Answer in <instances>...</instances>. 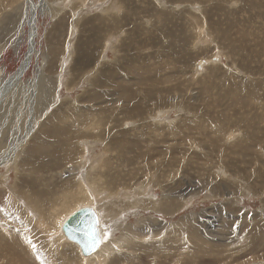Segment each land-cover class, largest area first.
<instances>
[{"label":"rangeland","instance_id":"obj_1","mask_svg":"<svg viewBox=\"0 0 264 264\" xmlns=\"http://www.w3.org/2000/svg\"><path fill=\"white\" fill-rule=\"evenodd\" d=\"M25 1L0 2V126H10L0 192L13 193L18 172L40 201H0V264H264V191L249 188L264 172V0H45L47 14L30 0L27 21ZM28 22L33 54L19 87L10 79L29 50ZM47 80L54 91L31 90ZM30 113L35 133L55 117L71 134L117 141H86L67 165V155L41 156L33 177V160L6 157ZM69 144L58 143L62 153ZM84 206L108 246L91 262L60 229Z\"/></svg>","mask_w":264,"mask_h":264},{"label":"bare ground","instance_id":"obj_2","mask_svg":"<svg viewBox=\"0 0 264 264\" xmlns=\"http://www.w3.org/2000/svg\"><path fill=\"white\" fill-rule=\"evenodd\" d=\"M2 1L3 0H0V2L2 3ZM29 1L30 0H26L25 1V8H24V11H25V21H27V16L29 15V13H30V11L31 10H33L32 9V6H34V5H31V1H30V3H29ZM46 1L45 0H42L40 3H41V5H40V7H41V12H42V10H43V14H47V12H45L46 10H47V7L45 6L47 3H45ZM17 3V2H16ZM15 5V4H14ZM1 6V5H0ZM16 6V5H15ZM14 6V7H15ZM19 6V5H18ZM9 9V8H8ZM16 11V10H15ZM18 11V10H17ZM50 11V10H49ZM51 12V11H50ZM50 15V14H49ZM51 16V15H50ZM62 19V18H61ZM64 20V19H63ZM91 20V19H90ZM12 22H13V20H12ZM59 22H60V20H59ZM62 22V21H61ZM86 22V21H85ZM63 23V22H62ZM82 23H84V22H82ZM28 24V26L30 27V37H29V50H28V53H27V55H26V57H25V59H24V63H23V65H22V67H21V70H20V72H18V73H16L15 74V76L14 77H12L11 79H10V82H12V83H17V85L19 84L20 85V83L19 82H21V72H22V70H25V68L27 67V64H29V62H31V59H32V54H33V47H32V40H33V38H34V36H35V31H34V29H33V23L32 22H28L27 23ZM21 29V28H20ZM203 65V64H202ZM201 65V66H202ZM200 69V68H199ZM137 79V78H136ZM7 83V82H6ZM22 83V82H21ZM69 83V82H68ZM9 84V83H8ZM18 85V86H19ZM35 86V87H34ZM20 87V86H19ZM24 87V86H23ZM55 87V85H54V83H53V81H49V80H47V81H42V83L41 84H39L38 83V81H37V83H35L34 82V84H33V88L31 89L34 93H36L37 92V94H38V92L41 90V88H43V89H46V91L47 90H52V91H54V89L56 88H54ZM30 88V87H29ZM49 88V89H48ZM70 88V87H69ZM68 88V89H69ZM14 89H15V87H14ZM40 89V90H39ZM18 90H19V88H18ZM30 90V91H31ZM43 91V90H42ZM45 91V90H44ZM45 91V92H46ZM116 91V90H115ZM5 92V91H4ZM12 92V91H11ZM40 93V92H39ZM46 93H49V91L48 92H46ZM112 93V92H111ZM6 95V94H5ZM32 95V94H31ZM45 95V94H44ZM112 95V94H111ZM34 96V95H33ZM33 96H31V97H33ZM114 96V95H113ZM38 97V96H37ZM34 98H36V97H34ZM42 98V97H41ZM51 98V97H50ZM94 98V97H93ZM127 98V97H126ZM2 99V98H1ZM26 99V98H25ZM32 99V98H31ZM39 99H40V97H39ZM39 99H37L36 98V101L37 100H39ZM44 99V98H43ZM114 99H116V98H114ZM4 100V99H3ZM33 100V99H32ZM35 100V99H34ZM42 99H40V101H41ZM46 100V99H45ZM48 100V99H47ZM97 100V99H96ZM31 101V100H30ZM98 101V100H97ZM1 102H4V101H1ZM27 103V102H26ZM29 103V102H28ZM38 103H40L39 101H38ZM36 105H37V103H36ZM16 106V105H15ZM19 107V106H18ZM16 108V107H15ZM102 108H104V107H102ZM93 110V109H92ZM104 110V109H103ZM121 110V109H120ZM32 111V110H31ZM97 111H98V109H97ZM17 112V111H16ZM25 112V111H24ZM28 112V111H27ZM99 112H100V110H99ZM32 113V112H31ZM31 113L29 114V118H28V121H26V124L25 125H23V126H19L20 128L17 130V135H16V139L14 140L15 141V143H14V145H13V147L10 149V150H8L9 151V154L6 156L7 157V159H8V162L12 159V155H15V152L16 151H18L19 153L18 154H20L19 156L20 157H22V160L23 161H25V162H27V163H29V161L30 160H33L34 161V163H29V164H26V165H28V167H29V171L31 172V174H32V176L34 177L35 175H36V173H37V171H38V168H39V163H40V161L44 158V157H41V156H46V157H50L51 159H52V155L55 157V156H57L56 154L57 153H59V154H63V155H67L66 157L67 158H65V164L64 165H67L68 163H70V162H72V160H75V159H72V157H74V155H82L84 152H85V142L86 141H89V140H93V141H101L102 143H104L106 146L109 144V142L111 141V140H109V138H104L103 137V135L102 134H98L97 136L96 135H90V134H88L87 136H85L84 137V134L85 133H79V130H77V131H75V129L73 128L74 127V125H73V130H74V132L72 131V133L73 134H71L69 131V126L67 127H65V126H61V125H59V124H57V122L55 123V121H54V118H49V119H46L47 120V122L46 123H44L43 125H42V128L39 130V132L37 133H35V130H33L34 129V126H35V123L38 121V116H33V115H31ZM43 113V112H42ZM83 113V112H82ZM105 114H106V112H105ZM142 114V113H141ZM154 114V113H153ZM14 115V114H13ZM22 115H24V113L22 114ZM65 115V114H64ZM77 115V114H76ZM76 115H73V116H75V117H77ZM82 115V114H81ZM91 115V114H90ZM109 115V114H108ZM3 116V115H2ZM60 116V115H59ZM79 116V115H78ZM105 116V115H104ZM107 116V115H106ZM112 116V115H111ZM139 116V115H138ZM23 117V116H22ZM25 117H27L26 115H25ZM57 117V116H56ZM65 117V116H64ZM89 117V116H88ZM142 117V116H141ZM58 118V117H57ZM67 118V117H66ZM91 118V117H90ZM93 118V117H92ZM91 118V119H92ZM98 118H100V117H98ZM5 119V118H4ZM68 119V118H67ZM89 119V118H88ZM102 119V118H101ZM108 119H110V118H108ZM1 120V119H0ZM59 120V119H58ZM60 121V120H59ZM58 121V122H59ZM68 121H69V119H68ZM80 121V120H79ZM86 121V120H85ZM91 121V120H90ZM96 121V120H95ZM98 121H99V119H98ZM108 121V120H107ZM23 122V121H22ZM67 122V121H66ZM70 122V121H69ZM72 122H73V120H72ZM72 122H70V123H72ZM75 122V121H74ZM84 122V121H83ZM106 122V121H105ZM105 122H103V123H105ZM9 123V122H8ZM7 123V124H8ZM64 123V122H63ZM69 123V124H70ZM86 123V122H85ZM61 124V123H60ZM74 124V123H73ZM78 124V123H77ZM93 124V123H92ZM20 125V124H19ZM22 125V124H21ZM64 125V124H63ZM68 125V124H67ZM79 125V124H78ZM71 126V125H70ZM87 126L88 127H90V124L88 125L87 124ZM86 126V127H87ZM8 127H10V126H7V125H3V126H0V146H2V147H5L4 145H5V143H8V142H5V139L3 138V137H7L8 138V136H7V131L9 130V129H7ZM79 127V126H78ZM83 127H84V125H83ZM87 127V128H88ZM13 128V127H12ZM80 128V127H79ZM78 129V128H77ZM14 130V129H13ZM88 130V129H87ZM82 131H83V129H82ZM85 131V130H84ZM86 132V131H85ZM232 132V131H231ZM131 133V132H130ZM13 134V135H14ZM111 134V133H110ZM109 134V135H110ZM115 135V134H114ZM113 136V135H112ZM13 138H14V136H12ZM72 138V139H71ZM50 139H51V141H50ZM115 140H116V138H114ZM7 140V139H6ZM9 140V139H8ZM61 140H65V141H68L69 143H71V144H69V152L68 153H62L61 152V149H60V146L58 145V143H61ZM114 140V141H115ZM48 141H50V143L48 142ZM113 140L111 141V142H114ZM117 141V140H116ZM110 142V143H111ZM67 143V142H66ZM112 144V143H111ZM110 144V145H111ZM202 145V144H201ZM63 146V145H62ZM61 146V147H62ZM110 147V146H109ZM108 147V148H109ZM112 147V146H111ZM122 147V146H121ZM7 148V147H6ZM65 150V149H64ZM67 150V149H66ZM3 152V151H2ZM5 152V151H4ZM66 152V151H65ZM6 153H8V152H6ZM17 153V152H16ZM139 153V152H138ZM141 154V153H140ZM162 154H164V153H162ZM245 155V154H244ZM16 156V155H15ZM243 156V155H242ZM5 157V158H6ZM60 157V156H59ZM159 157V156H158ZM161 157V156H160ZM58 158V157H57ZM78 158V157H77ZM112 158V157H111ZM120 158V157H119ZM118 158V159H119ZM162 158V157H161ZM244 158H248V157H244ZM49 159V158H48ZM163 159H165V158H163ZM61 160V159H60ZM110 160V159H109ZM171 160V159H170ZM230 160V159H229ZM55 161V160H54ZM172 161V160H171ZM238 161H239V163H242V164H244V165H246V164H248V161H245V160H243L242 158H241V160H239L238 159ZM45 162H47L46 160H45ZM62 162V161H61ZM251 163V162H250ZM32 164V165H31ZM165 164V163H164ZM173 164V163H172ZM49 165H51V167H52V165H54V164H52V163H49ZM168 165V164H167ZM25 166V165H24ZM48 166V165H47ZM42 168V167H41ZM74 169V168H73ZM41 170H43V169H41ZM240 170V169H239ZM111 171V170H110ZM120 171V170H119ZM228 171H229V169H228ZM43 172V171H42ZM30 174V175H31ZM73 175V174H72ZM75 175V174H74ZM106 175V174H105ZM16 178H15V182H14V184H13V187H12V189H13V193L11 194V193H9V190H5V191H2V192H0V201L1 202H3V203H7V204H9L10 206H13V204L15 203H17V200L18 199H20L21 201H23L24 203L25 202H27L29 205L31 204L32 206H34V208L36 207V205H37V203L40 201V199L38 200V198L40 197L39 195H38V193L40 192V191H35V190H32L33 188V186L31 187V186H23L22 184L23 183H21V185H20V182L22 181V180H25V177H20L19 176V174H18V172H16ZM25 176V175H24ZM26 177H28V174H26ZM38 177V176H37ZM75 177V176H74ZM77 177V176H76ZM90 178H92V179H95L93 176H89ZM106 177H107V180L108 181H112V179L110 180V178L108 179V176L106 175ZM232 177H234L233 175H232ZM30 178V177H29ZM42 178V177H41ZM112 178V177H111ZM258 178L261 180V183L259 184V185H257L258 186V188H256V186H255V184H253V185H250L249 186V188H250V190H252L253 192H255V193H258L260 190H261V188L263 189V191H264V172L263 173H258ZM32 179H34V178H32ZM51 179V178H50ZM121 179V178H120ZM35 180V179H34ZM77 180V179H76ZM238 180V179H237ZM252 180V179H251ZM260 180H258V181H260ZM19 181V182H18ZM36 181V180H35ZM39 181V180H38ZM110 182H107L108 184L110 183ZM5 183V182H4ZM3 182H0V184H4ZM27 183V182H26ZM47 183V182H46ZM244 183V182H243ZM28 184V183H27ZM37 184V183H36ZM49 184V183H48ZM33 185H35V183H33ZM111 185V184H110ZM3 186V185H2ZM44 186V185H43ZM40 187V186H39ZM24 188H27V191L24 189ZM191 188V187H190ZM195 188V187H194ZM4 190V189H3ZM59 190V189H58ZM199 190V189H198ZM197 190V191H198ZM47 192V191H46ZM46 192H44V193H46ZM187 192V191H186ZM185 192V193H186ZM222 192V191H221ZM71 193V192H70ZM227 193V192H226ZM229 194V192L227 193V195ZM50 195V194H49ZM53 195H54V193H53ZM258 195V194H257ZM47 196V195H46ZM45 196V197H46ZM81 196V195H80ZM231 196V195H230ZM43 197V196H42ZM86 198V197H85ZM228 198V197H227ZM231 199V201H233V199L232 198H230ZM43 201V200H42ZM86 201V200H85ZM19 202V201H18ZM170 201H168V204H165L164 206H162L161 208H159V210L161 211V212H163V213H170L171 212V208H172V206L170 207V203H169ZM54 203V202H53ZM74 203V202H73ZM52 204V203H51ZM55 204V203H54ZM61 204V203H60ZM174 205V204H173ZM235 205H236V202H235ZM69 206V205H68ZM232 206H233V204H232ZM6 207H7V205H6ZM9 207V206H8ZM7 207V208H8ZM84 207H90V206H84ZM84 207H81V208H84ZM262 207H263V209H264V200H262ZM81 208H79V209H81ZM90 208H92V207H90ZM51 209V208H50ZM78 209V210H79ZM93 209V208H92ZM78 210H74L70 215H68L67 217H66V219L69 217V216H71L73 213H75L76 211H78ZM95 210V209H94ZM98 211H101V209L100 210H98ZM103 212V211H102ZM97 213H99V212H97ZM101 213V212H100ZM49 214V213H48ZM47 215V214H46ZM51 217V216H50ZM101 218V217H100ZM65 219V220H66ZM219 219V218H218ZM229 219V218H228ZM50 220V219H49ZM64 220V221H65ZM212 220V219H211ZM181 222V225L182 226H180V228L182 229V227L184 226L185 228L183 229V231H186V234H188L190 237H192V239L194 238L195 240H196V238H197V234H196V231H197V227L195 226V225H193L194 223L192 222V220H189V219H185V220H181L180 221ZM179 222V223H180ZM63 223L64 222H62V224L60 225V229H61V227H62V225H63ZM99 223H100V220H99ZM219 223V222H218ZM100 225H101V223H100ZM147 225H149V224H147ZM255 225V224H254ZM251 226H253V225H251ZM171 227V226H170ZM259 227V226H258ZM157 229V228H156ZM129 230V229H128ZM132 230H133V228H132ZM243 230V229H242ZM250 231H251V233L248 235V234H246V235H244V237L245 238H249L252 242L254 241V238H253V235L258 231L257 230V227H255V226H253V227H250ZM101 232H102V230H101ZM128 233H127V235H129L130 236V233L131 232H129V231H127ZM135 232V231H134ZM62 233V232H61ZM179 233V232H178ZM200 233V232H199ZM138 236V235H137ZM140 236V235H139ZM189 236H188V238H189ZM255 236V235H254ZM102 237H103V234H102ZM135 237V236H134ZM145 237V236H144ZM137 238V237H136ZM142 238H143V236H142ZM124 239V238H123ZM135 239V238H134ZM131 240H133V239H131ZM140 242V241H139ZM138 242V243H139ZM132 243V242H131ZM196 243V242H195ZM8 244V243H7ZM6 244V245H7ZM101 245H102V243H101ZM104 245V244H103ZM9 246H12V245H9ZM15 246H16V244H15ZM14 246V247H15ZM18 246V245H17ZM250 246V245H249ZM7 247V246H6ZM108 246H105V248H107ZM8 248V247H7ZM100 248H104L103 246H101ZM99 248V249H100ZM104 248V249H105ZM20 248H18V250H19ZM22 249V248H21ZM98 249V250H99ZM14 250L15 249H13V252H14ZM18 250H15V254H18V255H22V257H23V253L24 254H26V252H24V249H22L21 251L23 252L22 254H21V251L20 252H18ZM103 250V249H102ZM10 251V250H9ZM97 252V251H96ZM101 253V250L100 251H98L96 254H98V253ZM10 253H11V251H10ZM13 254V253H12ZM11 254V255H12ZM96 254H93L92 256L91 255H88V256H83V255H81L82 257H84V259L85 260H90V262H91V257L92 258H97V255ZM98 255H100V254H98ZM103 255V254H102ZM14 256V255H13ZM90 256V257H89ZM104 256V255H103ZM200 257H203V258H212V259H214V260H216V261H221L222 259H228V258H231V257H233L232 255H199ZM12 257V256H11ZM18 257V256H17ZM89 257V258H88ZM98 257H101V256H98ZM87 258V259H86ZM11 259V258H10ZM26 259H28V258H25V259H23V263H27V260ZM26 260V261H25ZM69 260V259H68ZM70 261V260H69ZM72 261V260H71ZM78 261V260H77ZM77 261H76V263H77ZM79 261H80V259H79ZM87 261V262H88ZM94 261V260H93ZM11 262V261H10ZM19 263V262H18ZM63 263H64V261H63ZM96 263H97V261H96ZM28 264V263H27ZM69 264V263H68ZM98 264V263H97ZM166 264V263H165Z\"/></svg>","mask_w":264,"mask_h":264},{"label":"water","instance_id":"obj_3","mask_svg":"<svg viewBox=\"0 0 264 264\" xmlns=\"http://www.w3.org/2000/svg\"><path fill=\"white\" fill-rule=\"evenodd\" d=\"M61 231L64 237L77 245L81 255L95 253L102 243L99 218L94 209L84 207L69 216Z\"/></svg>","mask_w":264,"mask_h":264}]
</instances>
